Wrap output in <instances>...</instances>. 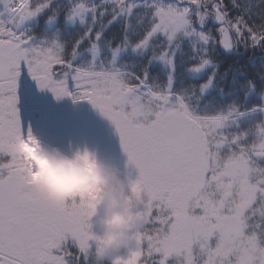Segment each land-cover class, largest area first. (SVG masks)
Returning a JSON list of instances; mask_svg holds the SVG:
<instances>
[{
    "label": "snow or ice",
    "instance_id": "6c2138e0",
    "mask_svg": "<svg viewBox=\"0 0 264 264\" xmlns=\"http://www.w3.org/2000/svg\"><path fill=\"white\" fill-rule=\"evenodd\" d=\"M44 12L66 38L21 30ZM25 75L115 124L139 170L127 249L98 259L99 195L35 182ZM260 114L264 0H0V264H264Z\"/></svg>",
    "mask_w": 264,
    "mask_h": 264
},
{
    "label": "clouds",
    "instance_id": "9594fccd",
    "mask_svg": "<svg viewBox=\"0 0 264 264\" xmlns=\"http://www.w3.org/2000/svg\"><path fill=\"white\" fill-rule=\"evenodd\" d=\"M25 151L35 166V182L52 197L99 195L95 209L98 259L104 260L129 247L127 210L132 194L117 167L100 160L87 148L67 155L59 149L49 151L36 140L28 141Z\"/></svg>",
    "mask_w": 264,
    "mask_h": 264
},
{
    "label": "rangeland",
    "instance_id": "374dc122",
    "mask_svg": "<svg viewBox=\"0 0 264 264\" xmlns=\"http://www.w3.org/2000/svg\"><path fill=\"white\" fill-rule=\"evenodd\" d=\"M31 19L33 18L26 20L24 24L21 25V29H29L26 24ZM41 39L43 38L35 39V41L39 42ZM57 71H59V69H57ZM19 96L20 116L25 130L27 131L30 128L33 136L43 147L47 148L49 151L59 149L67 155H72L75 151L84 149L83 147L78 148L71 146L65 132L59 131L58 134L60 135V138L57 134H55V132L57 131L56 126H59V115H64L78 107H82L84 109L93 108L94 106L89 100L83 99L74 101L71 96H63L57 99L50 89H40L38 84L27 75L21 78ZM54 113H56V116H51L50 118L49 115H54ZM42 124H44L43 131H41L39 127ZM113 147L114 146L112 145L107 147H94L95 149L91 151L100 160L117 167L120 170L122 178L126 181L128 179L134 180L139 175V170L135 167V165L131 163H129L130 165H126V162H123V165H126V169L129 170V173H127L128 171L124 172V168H121V166L116 162L108 161L113 154Z\"/></svg>",
    "mask_w": 264,
    "mask_h": 264
},
{
    "label": "flooded vegetation",
    "instance_id": "af4514ba",
    "mask_svg": "<svg viewBox=\"0 0 264 264\" xmlns=\"http://www.w3.org/2000/svg\"><path fill=\"white\" fill-rule=\"evenodd\" d=\"M88 109L89 108L84 109L78 107L64 115H59V126H56L58 132L56 131L55 134L59 137V131L65 132L71 146L78 148L83 147L84 149L87 148L90 151L94 150L96 147L114 146L112 148L113 154L108 161L116 162L121 168H124V172L128 171L127 173H129V170L126 169V165L130 164L127 153L123 151L121 139L118 137L113 141L104 142L96 135L101 133L100 131L103 124H113V122L107 116L103 115L98 108L93 107ZM123 162H126V165H123Z\"/></svg>",
    "mask_w": 264,
    "mask_h": 264
},
{
    "label": "trees",
    "instance_id": "16d2710c",
    "mask_svg": "<svg viewBox=\"0 0 264 264\" xmlns=\"http://www.w3.org/2000/svg\"><path fill=\"white\" fill-rule=\"evenodd\" d=\"M49 14L50 13L48 12L38 14L35 18L31 19L26 24L28 25L27 27H29L30 34H34L35 39L45 38V37L51 38L54 34L60 36L61 38H66L67 33L69 31V28H68L69 22H67L62 16L57 17L55 20L50 21L48 19ZM21 30H23V28ZM71 30L74 31L75 26ZM118 30H119V26L114 27L108 32V36L111 37L112 34L114 32H117ZM236 59H241V62H243L244 58H238V57H228L227 58L229 63L233 62ZM49 116L50 118L51 116H56V113H54V115H49ZM256 119L258 120L264 119V114L258 115ZM246 126H247V122L242 121L241 127H246ZM39 127L41 131L44 130V124L40 125Z\"/></svg>",
    "mask_w": 264,
    "mask_h": 264
},
{
    "label": "water",
    "instance_id": "95a60500",
    "mask_svg": "<svg viewBox=\"0 0 264 264\" xmlns=\"http://www.w3.org/2000/svg\"><path fill=\"white\" fill-rule=\"evenodd\" d=\"M101 133L96 134L97 136H99L102 141L104 142H109L110 140H115L116 138H120L119 132L114 125L111 124H104L102 125V129L100 131Z\"/></svg>",
    "mask_w": 264,
    "mask_h": 264
}]
</instances>
